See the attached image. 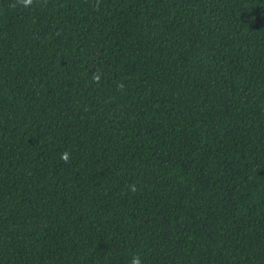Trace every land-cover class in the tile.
<instances>
[{
  "label": "trees",
  "instance_id": "obj_1",
  "mask_svg": "<svg viewBox=\"0 0 264 264\" xmlns=\"http://www.w3.org/2000/svg\"><path fill=\"white\" fill-rule=\"evenodd\" d=\"M133 255L264 264V0H0V264Z\"/></svg>",
  "mask_w": 264,
  "mask_h": 264
},
{
  "label": "clouds",
  "instance_id": "obj_2",
  "mask_svg": "<svg viewBox=\"0 0 264 264\" xmlns=\"http://www.w3.org/2000/svg\"><path fill=\"white\" fill-rule=\"evenodd\" d=\"M22 3L24 6H29L33 4V0H22ZM61 159L65 162H69L70 153L65 151L64 153L61 154ZM131 190L135 191V187L132 186ZM130 264H143V261L141 260L139 255H133L131 258Z\"/></svg>",
  "mask_w": 264,
  "mask_h": 264
}]
</instances>
